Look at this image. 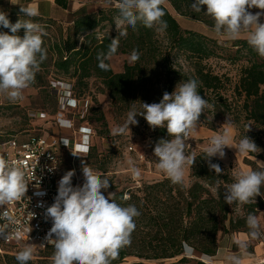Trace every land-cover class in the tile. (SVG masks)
<instances>
[{
	"label": "trees",
	"instance_id": "16d2710c",
	"mask_svg": "<svg viewBox=\"0 0 264 264\" xmlns=\"http://www.w3.org/2000/svg\"><path fill=\"white\" fill-rule=\"evenodd\" d=\"M168 2L179 14L194 19H200L201 12L206 8L204 6L201 12L193 11V0ZM21 7L25 6L0 0V10L8 14L12 23L19 18L32 19L44 30L47 58L40 65L32 86L44 88L54 84L50 76H54L55 80L63 78L60 84L67 82L65 84L72 85L71 95L78 101L76 97L89 90L90 79L94 78L100 82L99 91L108 92L112 102L119 105L122 112H129L133 107L139 112L142 103L159 102L157 85L160 83L165 85V92L172 93L177 82L194 79L198 83V92L208 101V107L200 117L202 124L215 130L216 121L231 114L235 123L251 121L258 130H251L249 136L260 143L264 140V58L248 45L246 38L238 39L233 44L237 46V57L246 56L247 64L243 66L240 79L233 89L235 95L230 99L225 94L226 77L214 73L203 63V60L217 56V41L197 31L183 29L166 5H162L165 12L163 20L167 24L166 29L161 31L162 36L157 31L158 26L148 28L139 23L135 29L126 25L116 29V15L119 13L112 3L110 7L96 12L74 13L67 27L52 17H26L20 13ZM108 26L113 29L106 30ZM0 31L10 33L9 29L3 27H0ZM121 32L126 34L121 35ZM18 34L23 36L24 30H19ZM113 44L116 46L114 53L111 52ZM164 47L166 52L163 51ZM173 50L177 51L175 55L185 54L191 60L193 70L186 72L176 69L172 61ZM119 53L134 54L137 59L125 64L123 71L116 72L110 56ZM102 64L107 67H101ZM98 119L106 124L103 114L100 113ZM83 125L91 127L88 122L79 126L74 123L75 129ZM0 136L2 142L17 135ZM149 137V150L152 160L156 162L153 149L161 138H169L167 129L152 128ZM92 144L86 154L90 157H94ZM62 149L70 148L61 146L59 155ZM249 155L264 159L263 155L255 152ZM95 157L97 169L107 172V156L102 159ZM195 157L196 162L190 167V175L194 180L191 184L184 182L183 185H174L165 177L114 193L117 204L135 205L141 215L135 218L136 229L131 234L130 245L119 251L118 258L112 264H149L148 260L158 259H177L168 264H185L192 260L196 264H208L202 258L217 254L223 234L243 232L248 235L247 216L250 213L257 216L264 210V196H257L253 203L242 204L239 212L232 210L233 204L237 203L230 206L223 197L226 186L234 182L230 170L224 167L219 158L213 157L211 163L218 164L223 170L218 175L209 168V162L203 159L204 151ZM245 161L252 170L264 169V166L251 159L246 158ZM261 191L264 193V188ZM259 238L254 240L258 241ZM249 240L252 238L249 237ZM10 246L14 245L0 244V249L5 252L0 253V264H17V252L10 251ZM38 250H43V257L32 259L28 264H52L53 245ZM128 257L137 260L129 262Z\"/></svg>",
	"mask_w": 264,
	"mask_h": 264
},
{
	"label": "clouds",
	"instance_id": "9594fccd",
	"mask_svg": "<svg viewBox=\"0 0 264 264\" xmlns=\"http://www.w3.org/2000/svg\"><path fill=\"white\" fill-rule=\"evenodd\" d=\"M166 0H118L116 7L119 15L116 18L117 28L121 26L136 28L137 24L145 27H157V31L166 29L165 15L162 5ZM206 6L205 15L214 21L213 31L217 37L235 41L246 35L248 45L264 58V0H193L191 8L201 12ZM261 11L253 14L250 9ZM20 13L26 17L38 15L37 9L21 7ZM0 27L10 30L0 31V94L6 95L10 101L22 99L23 90L35 82L40 65L47 58L44 47L43 28L32 19L12 23L8 14L0 10ZM24 34L20 36L19 30ZM125 35L126 32H121ZM116 51L115 44L111 52ZM133 59H137L134 55ZM106 68V65H101ZM208 107V101L198 92V83L194 79L179 83L172 93L165 92L158 103H142V110L134 107L128 112L123 125L114 129V134L131 133L130 125H137V116H143L147 124L155 128H166L167 139L156 142L153 156L157 169L172 184L183 185L186 170L196 162L195 153L186 152L187 141L198 129L201 114ZM230 121L224 124V130L211 136L204 148L203 159L209 162V168L216 174L223 170L218 164L211 163L213 157L224 158L225 148L234 147L239 153H252L257 149L254 141L244 135L233 146L228 129ZM249 130V127H248ZM247 130V131H248ZM73 156L80 157L75 152ZM51 171V169H49ZM82 185H73L75 169L67 171L58 181V191L54 202L46 208L45 216L50 218L52 226L47 234V241L53 243L52 264H112L118 258L119 251L130 245L131 234L136 229L135 218L141 213L135 205L122 206L115 202L114 193L107 196L104 190L110 187L106 177H102L81 159ZM134 176L140 170L131 168ZM234 182L227 185L223 197L228 205L233 203L249 204L256 201L257 196H264V169L250 171H234ZM28 190L24 170L8 160L0 157V207L23 198ZM127 199V197H125ZM33 215V214H32ZM4 217L12 221L7 212ZM246 224L248 235L256 239L260 235V220L250 213ZM8 225L0 226V236L9 239L6 232ZM15 238L21 239V233L15 232ZM55 237V238H53ZM239 253L226 256V264H243L248 255V243L235 241ZM35 254V245L26 244L16 254L17 264H28ZM211 257H208L211 264Z\"/></svg>",
	"mask_w": 264,
	"mask_h": 264
},
{
	"label": "rangeland",
	"instance_id": "374dc122",
	"mask_svg": "<svg viewBox=\"0 0 264 264\" xmlns=\"http://www.w3.org/2000/svg\"><path fill=\"white\" fill-rule=\"evenodd\" d=\"M83 2L85 3L83 7L76 12H96L102 8L108 6L110 7L111 5L110 0H83ZM164 5H166L171 13L176 17L183 29L197 31L217 41L219 45L217 56L205 59L203 60V63L210 67L214 73L226 77L227 91H225V94L232 99V95H235V92H233L235 84L240 79L243 66L247 64L246 56L240 54L241 56L237 57V46L233 45L236 40L229 41L222 36H216L213 31L214 21L203 12L206 11V8L201 12L200 19H194L176 12L168 0H166ZM250 11L255 14L261 10L252 8ZM73 16L74 13H69L68 15L58 19V21L62 22L64 27H67L71 24ZM117 16L118 15H116V18ZM261 22H264V16L261 17ZM119 28L116 26V29ZM112 29L113 28L111 26H108L106 30L111 31ZM159 32L161 33V31ZM160 35L162 36V33ZM245 38L246 35H242L239 39ZM163 51L166 52L167 49L164 47ZM176 53V50L172 51V61L174 63V67L186 72L193 70L191 60L187 59L185 54L175 55ZM133 56L134 54L124 53L110 56V62L114 71H123L125 64L134 62ZM49 79L54 84L48 85L44 88L30 85L28 88L23 90L22 99L15 102L10 101L6 95L0 94V135L12 134L23 137L32 133L47 135L50 137H69L72 135L73 127L71 129H61L58 127V111H62L64 118L75 120L74 123L78 126L85 122H88L91 125L94 130V135L91 137V143H93L92 145L94 148V157H90L89 155H80L82 157L80 158L73 156L72 150L62 149L60 151V156L62 158L60 179L67 171L75 169L73 185H82L83 175L81 172V159H83L85 163H88L94 170L102 174V177H106L109 180L110 187L104 190V194L106 196L109 193H115L119 190L125 189L126 187L140 185L144 182H152L166 177L157 169L156 162L152 160V154L149 150V135L152 128L147 124L146 120L142 118V116L137 117V125H130L131 133L114 134V129L125 123L128 112H122L119 109V105L112 102L108 92L99 91V80L94 78L90 79L89 90L79 93V96L76 97L78 101L75 103L74 101L66 100L61 94L65 93V89L69 90L70 88L67 84H65L67 82L60 84L63 82L60 81L63 80V78L55 80L54 76H50ZM179 83L183 82H177L175 88ZM157 89L160 101L165 92V85L163 82L157 85ZM100 113L104 115L106 124H103V121L98 119ZM233 119L234 117L230 114L222 118V120L216 121L217 128L215 130L210 129L206 126V124L199 122L198 129L192 134V138L187 141L189 145L186 148V152L195 153V155L203 152L204 148L208 144L209 138L223 131L224 124L228 120L232 124V127H230L228 131L232 137L233 146H235L239 140L244 137V135H247L257 146L255 153L263 155L264 157V140L260 143L256 141L253 136H249L251 130L257 131L258 128H256L251 121L244 123V121L241 120L240 123H235ZM224 151V158H217L222 161L224 167L230 170L232 175L234 171L252 170V167L246 163V158L255 161L260 166H264V159L257 156H251L249 153L241 154L234 147H226ZM95 156H97L98 159H102L104 156H107V172H102L97 169L96 166L98 162L96 161ZM133 166L140 170L139 176H134L132 174L131 168ZM190 173L191 170L188 168L185 174L186 184H191L194 181ZM241 206L242 204L239 203L236 205L233 204L232 210L239 212L241 211ZM257 217L259 218L261 225L259 235V239L261 241L264 240V210H261ZM223 235H226L227 238H222L224 239L222 241L226 245L229 244L231 242V237H229L230 234ZM223 235L222 237H224ZM259 239L258 241L252 239L247 242V252L250 254L253 253L255 245L260 242ZM22 248L23 246L9 247L10 251L14 252H18L22 250ZM230 248V252H225L224 256L239 253V249L235 246V243L231 245ZM0 253L5 252L3 251ZM43 254V250L41 251L35 249L33 259H40L43 257ZM188 256L191 257L189 252ZM208 257L212 258L211 264H223L219 257L218 259H215V255L204 256L202 260L209 264ZM253 259L254 258H252V262L250 264H263V262L254 263L253 261L255 260ZM262 259L264 261V257ZM127 260L131 262L137 260V258L128 257ZM176 260L177 259H158L148 260L147 262L149 264H168ZM185 264H196V261L192 260Z\"/></svg>",
	"mask_w": 264,
	"mask_h": 264
},
{
	"label": "built area",
	"instance_id": "2783aa9c",
	"mask_svg": "<svg viewBox=\"0 0 264 264\" xmlns=\"http://www.w3.org/2000/svg\"><path fill=\"white\" fill-rule=\"evenodd\" d=\"M110 1L115 6L118 3V0ZM67 86L70 88L65 89L63 97L76 103L77 100L71 95L72 85L67 84ZM61 112L59 111L57 117L58 127L64 129L73 127L72 130L80 133L81 141L73 137L29 134L25 137L17 135L0 142V157L24 170L28 184V190L23 198L0 207V226L7 224L6 232L11 236L9 239L0 236V244L24 246L31 243L35 245V249L53 245L46 239L52 222L50 218H46L45 212L54 202L58 191L61 174L58 149L63 146L72 149L76 154L86 155L91 137L94 135L93 129L86 125L75 129L74 120L64 118ZM5 212L12 217V221L4 217ZM16 231L21 233L19 240L15 238Z\"/></svg>",
	"mask_w": 264,
	"mask_h": 264
},
{
	"label": "crops",
	"instance_id": "0c3cea01",
	"mask_svg": "<svg viewBox=\"0 0 264 264\" xmlns=\"http://www.w3.org/2000/svg\"><path fill=\"white\" fill-rule=\"evenodd\" d=\"M9 1L13 5L20 4V5H24L25 7L27 6L33 7L37 9L38 15H41L43 17H52L55 19H60L65 15H68L69 13H75L76 11L80 10L85 4L83 0H9ZM73 131L76 132L74 133ZM73 131H72V135L70 136L75 138V140L81 141L80 133L77 130H73ZM223 236L224 237L222 236L220 237L219 247L217 254L215 255V259H218L219 257V259L223 262V264H225L226 256H224V254L225 252H230L231 250L230 246L233 245L237 240L248 242L249 237L247 234L243 232L230 234L229 237H231V239L229 237L228 238L230 239L231 242L226 245L222 241L224 240L222 238L226 239L227 236L226 235ZM263 257H264V240H261L255 245L253 253L250 254L248 252V255L243 258V264H250L252 262V258H254L253 260H255L253 261L254 263L263 262L264 264V261L262 259ZM256 260H261V261H256Z\"/></svg>",
	"mask_w": 264,
	"mask_h": 264
}]
</instances>
